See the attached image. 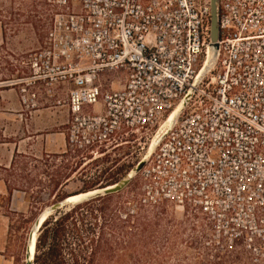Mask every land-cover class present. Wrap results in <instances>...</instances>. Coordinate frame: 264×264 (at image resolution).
I'll return each instance as SVG.
<instances>
[{
  "label": "built area",
  "instance_id": "obj_1",
  "mask_svg": "<svg viewBox=\"0 0 264 264\" xmlns=\"http://www.w3.org/2000/svg\"><path fill=\"white\" fill-rule=\"evenodd\" d=\"M49 1L29 74L9 82L27 107L54 91L74 151L142 133L140 204L197 214L208 244L264 264V0H217V48L210 0Z\"/></svg>",
  "mask_w": 264,
  "mask_h": 264
},
{
  "label": "rangeland",
  "instance_id": "obj_2",
  "mask_svg": "<svg viewBox=\"0 0 264 264\" xmlns=\"http://www.w3.org/2000/svg\"><path fill=\"white\" fill-rule=\"evenodd\" d=\"M55 10L49 0H0V238L5 242V254L13 258L14 264H26L30 231L46 207L60 197L80 192L84 182L94 180L107 169L111 173L123 166L127 175L150 142L142 133H130L92 153L74 151L67 139L69 113L53 105L54 91L40 88L36 106L27 107L22 99V84H9L29 74L25 62L42 45ZM58 121L62 122L60 126ZM58 129L65 133L63 140L58 138ZM59 172L69 178L57 189ZM140 186V178H133L109 209L121 213L122 219L151 223L148 231L156 237L153 250L170 253L163 260L166 262L158 261L200 264L209 252L220 255L217 260L222 264H250L241 253L208 244L201 216L166 202L141 205ZM5 187L13 188L12 194Z\"/></svg>",
  "mask_w": 264,
  "mask_h": 264
},
{
  "label": "trees",
  "instance_id": "obj_3",
  "mask_svg": "<svg viewBox=\"0 0 264 264\" xmlns=\"http://www.w3.org/2000/svg\"><path fill=\"white\" fill-rule=\"evenodd\" d=\"M124 170L123 166L111 173L107 169L94 180L84 182L80 192L114 184L124 176ZM58 177L57 189L69 178L61 172ZM12 191L13 188L8 187L9 194ZM118 194L120 191L94 197L50 215L38 235L33 263L163 264L159 259L166 262L163 260L170 253L157 252L152 248L156 237L148 231L150 222L132 221L130 217L122 219L121 213L109 209ZM219 256L208 252L200 259V264H222L217 260Z\"/></svg>",
  "mask_w": 264,
  "mask_h": 264
},
{
  "label": "water",
  "instance_id": "obj_4",
  "mask_svg": "<svg viewBox=\"0 0 264 264\" xmlns=\"http://www.w3.org/2000/svg\"><path fill=\"white\" fill-rule=\"evenodd\" d=\"M217 0H210L211 4V41L212 46L214 48L218 47V40H219V26H218V15H217ZM146 159L141 160L137 165L130 171L132 176H130V172L125 175L121 180L114 184L107 185L105 187L96 188L93 190L85 191V192H78L75 194H71L66 196L63 199L57 200L50 206L46 207L36 218L34 225L30 231L28 244L26 248V264H34V255H31V246L36 245V241L38 235L40 234L42 225L44 221L50 216L56 213L58 210L69 209L70 207L74 206L77 203L86 201L88 199L104 196L111 193H116L124 189L133 177L141 170L144 166ZM111 186V187H110ZM83 194V196H81ZM81 196V197H80ZM35 233V238H34Z\"/></svg>",
  "mask_w": 264,
  "mask_h": 264
},
{
  "label": "crops",
  "instance_id": "obj_5",
  "mask_svg": "<svg viewBox=\"0 0 264 264\" xmlns=\"http://www.w3.org/2000/svg\"><path fill=\"white\" fill-rule=\"evenodd\" d=\"M62 124L61 121H58V126H60ZM58 138L59 140H63V137H65V133L60 131L58 129ZM6 190H8V187H5ZM14 195L12 196V200L14 199ZM5 242L3 241V237L0 238V264H14V260L12 257L8 256L7 254H5Z\"/></svg>",
  "mask_w": 264,
  "mask_h": 264
},
{
  "label": "bare ground",
  "instance_id": "obj_6",
  "mask_svg": "<svg viewBox=\"0 0 264 264\" xmlns=\"http://www.w3.org/2000/svg\"><path fill=\"white\" fill-rule=\"evenodd\" d=\"M212 52H213V49H211V51H210V55L212 54ZM153 147H154V144H152V146H151V148L149 149V151H148L146 157L149 156V154H150V152H151V149H153ZM129 175L132 176L131 172H130ZM110 187H111V186H110ZM81 196H83V194H82ZM81 196H80V197H81ZM34 238H35V233H34ZM35 249H36V245H35V246L32 245V246H31V255H34V254H35Z\"/></svg>",
  "mask_w": 264,
  "mask_h": 264
},
{
  "label": "flooded vegetation",
  "instance_id": "obj_7",
  "mask_svg": "<svg viewBox=\"0 0 264 264\" xmlns=\"http://www.w3.org/2000/svg\"><path fill=\"white\" fill-rule=\"evenodd\" d=\"M201 1L204 3L205 0H201Z\"/></svg>",
  "mask_w": 264,
  "mask_h": 264
}]
</instances>
